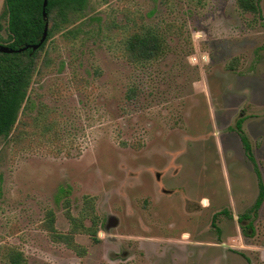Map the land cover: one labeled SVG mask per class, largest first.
Wrapping results in <instances>:
<instances>
[{"label":"rangeland","instance_id":"rangeland-1","mask_svg":"<svg viewBox=\"0 0 264 264\" xmlns=\"http://www.w3.org/2000/svg\"><path fill=\"white\" fill-rule=\"evenodd\" d=\"M258 2L253 15L236 0H88L52 33L29 111L0 138V264L8 249L28 264H264V200L250 212L264 185ZM141 27L165 51L133 64L124 43ZM38 112L53 128L31 122ZM239 119L253 162L231 131ZM86 198L97 235L76 234V252L53 240L47 215L67 234Z\"/></svg>","mask_w":264,"mask_h":264},{"label":"trees","instance_id":"trees-1","mask_svg":"<svg viewBox=\"0 0 264 264\" xmlns=\"http://www.w3.org/2000/svg\"><path fill=\"white\" fill-rule=\"evenodd\" d=\"M45 8L48 22V31L45 42L35 51L26 50L24 52H14L12 54L0 53V138L11 137L12 131L17 123L20 113L29 111L28 90L36 72V54L41 51L46 41L53 32L61 30L78 21L87 5L88 0H46ZM44 0H3V10L0 15L4 26L0 25V30L5 37L0 36V45L6 46L14 51L22 49L28 45H35L41 38L44 22L42 19V6ZM237 8L242 13L257 15L259 13L258 0H236ZM165 42L151 29L141 27V30L130 35L125 43L124 49L128 60L133 64H141L157 59L165 51ZM31 54V55H30ZM137 96V91L130 89L126 98L132 100ZM26 104V106L24 105ZM24 109V110H22ZM26 114V113H25ZM25 114L22 117L30 118ZM31 122L38 126L44 122V129L53 128L47 123V114L38 112L37 117L30 118ZM245 119L236 121L231 131L236 132L242 144L244 153L250 161H254L251 146L245 135L242 124ZM49 124V125H47ZM258 179L260 178L257 173ZM60 195L64 196L68 192L59 189ZM264 200V185L258 182V195L250 209L251 214L256 215ZM93 199L86 198L79 217L74 218L68 212L67 219L70 229L67 234L57 233L53 227L54 217L52 213L47 215V230L52 234L55 242L66 244L72 250L78 252L79 246L74 242V236L78 233H86L96 240V219L93 217ZM90 217L91 225L86 228L84 220ZM250 214L245 213L239 217V221L249 220ZM247 228L250 230L252 224ZM81 255V254H80ZM8 264H28L22 253L8 249L5 253Z\"/></svg>","mask_w":264,"mask_h":264},{"label":"water","instance_id":"water-1","mask_svg":"<svg viewBox=\"0 0 264 264\" xmlns=\"http://www.w3.org/2000/svg\"><path fill=\"white\" fill-rule=\"evenodd\" d=\"M46 5H47V1L44 0L43 6H42V19L44 22V27H43L41 38L39 39L38 43L35 45H28L22 49H17L16 51H14V50L6 47V46L0 45V53L12 54L14 52L20 53V52H24L26 50H31V52H35L45 42L46 37H47V31H48V22H47L46 11H45Z\"/></svg>","mask_w":264,"mask_h":264}]
</instances>
